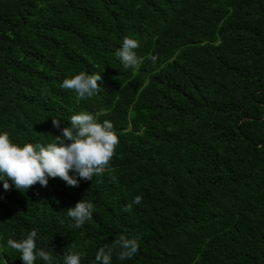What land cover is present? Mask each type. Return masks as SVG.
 I'll return each instance as SVG.
<instances>
[{
	"label": "trees",
	"instance_id": "trees-1",
	"mask_svg": "<svg viewBox=\"0 0 264 264\" xmlns=\"http://www.w3.org/2000/svg\"><path fill=\"white\" fill-rule=\"evenodd\" d=\"M125 37L139 68L115 54ZM81 71L102 76L90 99L61 88ZM80 112L112 122L109 170L78 187L0 181V264H23L7 240L33 229L51 264L77 250L96 264L122 234L139 249L112 264H264V0H0V133L47 145L51 119ZM82 199L95 211L76 227Z\"/></svg>",
	"mask_w": 264,
	"mask_h": 264
},
{
	"label": "clouds",
	"instance_id": "clouds-1",
	"mask_svg": "<svg viewBox=\"0 0 264 264\" xmlns=\"http://www.w3.org/2000/svg\"><path fill=\"white\" fill-rule=\"evenodd\" d=\"M139 42L133 38L125 37L121 47L116 51L123 67L139 68L141 58L138 57L136 49ZM153 63L157 57H147ZM100 73H80L65 78L61 88L73 90L78 99H90L101 90ZM52 126L61 131V134L54 136V142L47 145L25 143L23 146L13 143L7 132L0 133V181H3V188L7 191L13 186L21 192L39 183L47 187L49 178L59 177L68 186L78 187L79 181L92 180L96 175H102L110 168V162L115 155L119 138L113 130L110 120L98 119L96 114L80 112L70 116V127L61 129L60 119H51ZM70 172L73 173L70 175ZM113 180L116 178L113 176ZM11 181V183H9ZM142 196L137 195L132 202L125 206V211L130 212L133 205L142 203ZM94 204L82 199L75 207L68 208L67 216L75 222L76 227H81L86 221L93 217ZM38 232L33 229L24 239L15 240L9 238L7 245L20 253L23 264H35L39 257L48 264H51L54 257L52 251L43 248L37 250ZM76 248V245H72ZM139 249L138 238H130L120 235L111 246L100 247L95 255L96 264H112L113 253L118 251V259H131ZM82 254L79 250L70 251L64 254V264H81Z\"/></svg>",
	"mask_w": 264,
	"mask_h": 264
}]
</instances>
